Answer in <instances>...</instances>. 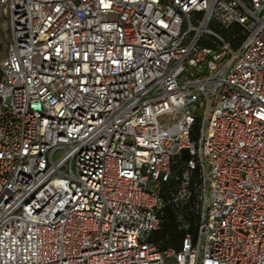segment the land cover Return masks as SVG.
<instances>
[{"label": "built area", "instance_id": "1", "mask_svg": "<svg viewBox=\"0 0 264 264\" xmlns=\"http://www.w3.org/2000/svg\"><path fill=\"white\" fill-rule=\"evenodd\" d=\"M0 38V264H264V0H0Z\"/></svg>", "mask_w": 264, "mask_h": 264}, {"label": "trees", "instance_id": "2", "mask_svg": "<svg viewBox=\"0 0 264 264\" xmlns=\"http://www.w3.org/2000/svg\"><path fill=\"white\" fill-rule=\"evenodd\" d=\"M166 230L169 232L170 236L174 238L175 241V245H177V243L180 242V240L182 239V234L178 231V227L177 225L171 221L166 225Z\"/></svg>", "mask_w": 264, "mask_h": 264}, {"label": "rangeland", "instance_id": "3", "mask_svg": "<svg viewBox=\"0 0 264 264\" xmlns=\"http://www.w3.org/2000/svg\"><path fill=\"white\" fill-rule=\"evenodd\" d=\"M5 50H6L5 45H3V43L1 42V38H0V53L1 52L5 53ZM61 155H62V152L57 153L55 156V159H58Z\"/></svg>", "mask_w": 264, "mask_h": 264}]
</instances>
